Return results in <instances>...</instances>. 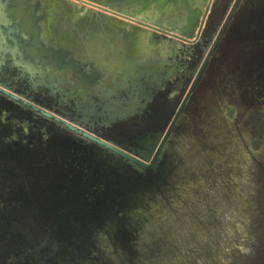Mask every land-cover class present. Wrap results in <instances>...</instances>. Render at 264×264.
Instances as JSON below:
<instances>
[{
    "label": "rangeland",
    "instance_id": "1",
    "mask_svg": "<svg viewBox=\"0 0 264 264\" xmlns=\"http://www.w3.org/2000/svg\"><path fill=\"white\" fill-rule=\"evenodd\" d=\"M233 2L212 0L208 22ZM50 8L58 29L68 10ZM46 131L0 152V264H264V0L237 1L157 168Z\"/></svg>",
    "mask_w": 264,
    "mask_h": 264
},
{
    "label": "flooded vegetation",
    "instance_id": "2",
    "mask_svg": "<svg viewBox=\"0 0 264 264\" xmlns=\"http://www.w3.org/2000/svg\"><path fill=\"white\" fill-rule=\"evenodd\" d=\"M237 1L232 3V11L230 9L227 20L224 19L225 24L224 21L221 24L208 22L209 8L201 27V9L203 10L204 3L195 4L192 8L185 4L184 10L190 16L189 24L194 28L191 40L161 32L139 22V16L155 19L153 12L160 7L151 1L134 0L119 2L114 9L137 20H129L131 28L127 34L111 39L86 27L87 23L92 24V16L95 14L93 11L84 17L87 22L83 21L85 26L78 28L71 36L63 34L62 21L59 22L58 47H46L34 13L41 9L47 15L46 11L52 10V0H37L36 4L33 3L34 0H0V32L4 34L7 31L6 37L10 40L8 46L13 52L8 66L10 75L1 78L0 87L19 95V99L15 100L26 104L32 116L31 123L0 124V131H5L0 137V152L8 154L6 150L9 146L35 138L38 131H43V135L48 136L50 133L46 131V124L55 123L118 155L140 170L157 168L177 119ZM98 9L111 14L109 9ZM48 25L51 27L52 24L48 21ZM22 54L26 58L32 57L34 63L25 64V72L18 67ZM44 58L49 61L58 60V88L48 75V80L44 78L41 73L42 68L44 70L43 64L40 66L35 63L37 59L40 61ZM140 63L153 70L151 82H146V88L136 85L132 89L130 84L123 86V77L130 71L139 69ZM148 87L151 90H147ZM131 96L134 98L131 99ZM33 105L50 109L59 119L39 113ZM181 105L174 126L166 134ZM167 109L172 112L169 120L165 117ZM65 122L91 129L124 149H149L151 156L155 152L158 155L153 165L141 167L114 149L69 128Z\"/></svg>",
    "mask_w": 264,
    "mask_h": 264
},
{
    "label": "water",
    "instance_id": "3",
    "mask_svg": "<svg viewBox=\"0 0 264 264\" xmlns=\"http://www.w3.org/2000/svg\"><path fill=\"white\" fill-rule=\"evenodd\" d=\"M167 0H164L159 3L158 7H160L157 11L153 12V17L155 19H148L144 18V16H139L138 21L141 22L144 25H147L148 27L157 29L164 33H169L172 35H175L179 38L185 39V40H191L194 36V28L189 24L190 22V16L187 11L184 10V5L191 6V8L197 4L204 3L202 15H201V21H200V27L204 23L206 14L209 11L210 5L212 3V0H173L172 7L168 8L166 7ZM164 2V4H163ZM232 11V9H231ZM230 11V13H231ZM229 13V14H230ZM229 16V15H228ZM228 18V17H227ZM226 18V20H227ZM224 21V24L226 22ZM200 28L197 30V33L199 32ZM197 35V34H196ZM4 41H6L3 34L0 32V83L1 78H5V76H9V70L8 66L10 65V60L12 59L13 52L8 46H4ZM7 53H9V58L7 59ZM209 53H207L208 56ZM3 61V62H2ZM206 61V59H205ZM205 61L203 62L202 66L204 65ZM12 75V74H11ZM153 70L150 67H145L144 64L140 63L139 69H134L128 73V75L123 77L122 85L128 86L131 85V88L133 89L136 85L140 86L141 88H146L147 83L151 82L153 79ZM155 75V74H154ZM6 84V83H5ZM121 85V86H122ZM151 88V87H150ZM149 87L147 90H151ZM0 90H2L5 94L9 95L10 97L14 99H19V95L16 93H11L7 90H3L0 87ZM45 94V92H44ZM51 95V94H46ZM131 99L134 98V96L130 97ZM130 100L127 101V106H129ZM184 103V101H183ZM182 103V104H183ZM33 108L36 109L39 113L44 114L49 117H53L55 119H59V117L53 113L50 109L43 108L37 105H33ZM182 108V105L176 110L174 117L172 118L171 123L169 124L166 134L170 131V129L174 126V122L176 120V117L178 113L180 112ZM128 111V108H127ZM65 124L72 128L79 133L83 134L84 136H87L88 138H91L95 140L96 142L114 149L115 151L121 153L125 157L131 159L132 161L136 162L141 167H146L147 165H153L154 161L156 160V157L158 155L157 152L154 153L153 156H151V150L149 149H124L119 144H117L114 141H110L107 138L102 137L101 135L97 134L91 129H88L83 126L76 125L75 123H69L65 122Z\"/></svg>",
    "mask_w": 264,
    "mask_h": 264
},
{
    "label": "crops",
    "instance_id": "4",
    "mask_svg": "<svg viewBox=\"0 0 264 264\" xmlns=\"http://www.w3.org/2000/svg\"><path fill=\"white\" fill-rule=\"evenodd\" d=\"M37 0H34V4H36ZM35 18L38 20L40 24V30L42 34V38L46 43V47L57 46L58 47V29L51 28L48 23H46V14L41 9H37L34 13ZM6 32H4L3 36L6 41H4V46L10 44L9 38L6 37ZM7 59L9 58V53L6 54ZM27 57V56H26ZM23 54L18 60V67L23 68L25 72V64H34L32 57L26 58ZM35 63H39L41 66L43 64L44 70L42 68L41 73L44 78L48 80L47 75L50 77L52 83L56 85L58 88V60L49 61V59H38ZM46 67V68H45ZM31 71V70H30ZM34 72V71H33ZM35 73V72H34ZM13 88V87H12ZM32 116L30 109L21 101H17L11 97H9L4 92L0 91V123H31Z\"/></svg>",
    "mask_w": 264,
    "mask_h": 264
},
{
    "label": "bare ground",
    "instance_id": "5",
    "mask_svg": "<svg viewBox=\"0 0 264 264\" xmlns=\"http://www.w3.org/2000/svg\"><path fill=\"white\" fill-rule=\"evenodd\" d=\"M58 1V0H57ZM64 6H66V9L68 10L69 19L65 18V20L62 21V26L70 28L72 26H77L83 21L85 22V18L91 11L88 9H82L77 10L72 5V1L70 0H59ZM117 3L119 2H133L134 0H116ZM110 3L112 9L110 10L111 14H106L103 12H100L99 10H96L94 13V16H92V22L94 23L95 27L98 29V32L102 33L104 36H107L111 39H114L118 36H123L127 34L131 28L129 20L137 21L135 19L126 17L125 15H122L114 9L118 7V4H113L111 1H108ZM96 5V4H94ZM106 15V16H104ZM66 16V14H65Z\"/></svg>",
    "mask_w": 264,
    "mask_h": 264
},
{
    "label": "trees",
    "instance_id": "6",
    "mask_svg": "<svg viewBox=\"0 0 264 264\" xmlns=\"http://www.w3.org/2000/svg\"><path fill=\"white\" fill-rule=\"evenodd\" d=\"M27 255L29 256V254H24L23 256H24V257H27ZM19 257H21V256H19ZM24 257H22V258H24Z\"/></svg>",
    "mask_w": 264,
    "mask_h": 264
}]
</instances>
